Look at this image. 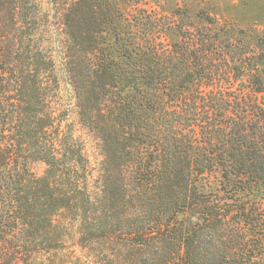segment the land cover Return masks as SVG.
Wrapping results in <instances>:
<instances>
[{
  "label": "trees",
  "instance_id": "trees-1",
  "mask_svg": "<svg viewBox=\"0 0 264 264\" xmlns=\"http://www.w3.org/2000/svg\"><path fill=\"white\" fill-rule=\"evenodd\" d=\"M124 2L0 0V264H264V81Z\"/></svg>",
  "mask_w": 264,
  "mask_h": 264
},
{
  "label": "rangeland",
  "instance_id": "rangeland-1",
  "mask_svg": "<svg viewBox=\"0 0 264 264\" xmlns=\"http://www.w3.org/2000/svg\"><path fill=\"white\" fill-rule=\"evenodd\" d=\"M39 2L46 11L53 13L51 0H39ZM135 3H138L141 10L135 7ZM121 6L127 15L161 17L168 15L173 17L176 23H179L184 15H189L192 23L189 26L190 31L196 29L201 31L206 28L205 25L208 28L219 27V34L226 32L230 37L231 49H233V57L230 61L234 62L233 65L236 67L235 78L240 79L237 86L242 87L245 83L255 81L257 77L264 81V0H128L121 3ZM210 19L217 20L218 24L209 25L207 21ZM171 38L178 39L175 35H171ZM71 119L75 122L78 133L87 141L86 150L94 166V177H96L102 158L100 146L78 123V115L74 109L71 112ZM36 167L39 172L41 168ZM212 182L215 185L217 178H212ZM91 184L95 188L100 185L96 178L91 180ZM77 237L78 229L74 225L68 236L69 249H74L75 255L89 261L91 257L80 250Z\"/></svg>",
  "mask_w": 264,
  "mask_h": 264
}]
</instances>
